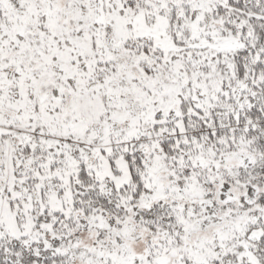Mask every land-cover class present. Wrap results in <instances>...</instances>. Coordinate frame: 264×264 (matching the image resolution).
Returning <instances> with one entry per match:
<instances>
[{"label":"snow or ice","instance_id":"1","mask_svg":"<svg viewBox=\"0 0 264 264\" xmlns=\"http://www.w3.org/2000/svg\"><path fill=\"white\" fill-rule=\"evenodd\" d=\"M0 264H264V0H0Z\"/></svg>","mask_w":264,"mask_h":264}]
</instances>
